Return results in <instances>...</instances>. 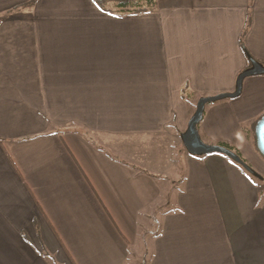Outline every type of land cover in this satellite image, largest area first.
<instances>
[{"label":"crops","instance_id":"obj_1","mask_svg":"<svg viewBox=\"0 0 264 264\" xmlns=\"http://www.w3.org/2000/svg\"><path fill=\"white\" fill-rule=\"evenodd\" d=\"M31 1L0 0V264H264L263 179L180 145L199 98L264 61V0ZM219 116L209 143L264 158Z\"/></svg>","mask_w":264,"mask_h":264},{"label":"water","instance_id":"obj_2","mask_svg":"<svg viewBox=\"0 0 264 264\" xmlns=\"http://www.w3.org/2000/svg\"><path fill=\"white\" fill-rule=\"evenodd\" d=\"M250 65L240 72L237 78L234 91L221 92L214 95H205L199 98L196 110L188 121L186 130L181 134V139L187 151L193 155H204L210 153H223L242 165L249 173L255 177H262L243 157L231 148L220 143L211 144L205 142L199 131V124L204 118L206 105L225 98H236L243 91L245 78L264 74V63L248 54ZM257 147L264 155V115L257 121L255 126Z\"/></svg>","mask_w":264,"mask_h":264},{"label":"rangeland","instance_id":"obj_3","mask_svg":"<svg viewBox=\"0 0 264 264\" xmlns=\"http://www.w3.org/2000/svg\"><path fill=\"white\" fill-rule=\"evenodd\" d=\"M262 93L264 94V83H262ZM247 94L242 95L239 102H236L233 106H221V105H228L226 103H230L231 98H225L222 100H218L215 102H210L206 105L205 111H210V109H216V112L220 114L218 118L226 117L229 115L232 111L235 112V114L239 115V117L242 119V129L244 132H247V136L250 138L249 140L254 142V135L252 131V126L255 122V120L264 115V95H249ZM199 129L201 130V136L202 139L209 143V139L205 137L203 134L202 126L199 124ZM214 144V143H211ZM181 149L184 150L183 143L180 144ZM243 154V153H242ZM193 155V154H192ZM249 156V155H248ZM246 156L243 154V157L247 160V162L261 175L264 176V164H261V161L259 159H262L264 161V158H259L257 161L252 160L251 156ZM178 158H180V153L178 154ZM253 164V165H252ZM260 183V189H261V202H264V179L263 180H257Z\"/></svg>","mask_w":264,"mask_h":264},{"label":"trees","instance_id":"obj_4","mask_svg":"<svg viewBox=\"0 0 264 264\" xmlns=\"http://www.w3.org/2000/svg\"><path fill=\"white\" fill-rule=\"evenodd\" d=\"M96 4L104 11L115 13V14H135V13H146L151 11L154 7L157 6V0H94ZM36 2V0H32L29 5H33ZM250 26V21L246 24L243 32H242V46L245 48L243 37L248 31V28ZM264 63V61H262ZM257 122V121H256ZM256 122L252 126V131L254 135V143L257 146L256 143V133H255V126ZM220 144L225 145L232 150L236 151L238 154H240L242 157V153L233 145H230L228 143L221 142ZM243 159L247 161L244 157ZM253 176V175H252ZM255 177V176H253ZM258 178V177H255ZM260 179H264V176L259 177Z\"/></svg>","mask_w":264,"mask_h":264}]
</instances>
